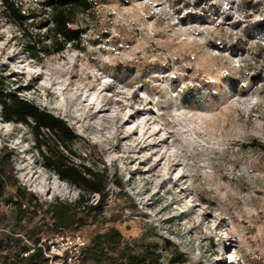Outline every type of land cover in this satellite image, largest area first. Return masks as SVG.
<instances>
[{"label": "rangeland", "instance_id": "rangeland-1", "mask_svg": "<svg viewBox=\"0 0 264 264\" xmlns=\"http://www.w3.org/2000/svg\"><path fill=\"white\" fill-rule=\"evenodd\" d=\"M184 1L190 6L93 0L80 47L68 43L40 59L0 13L6 94L65 120L82 138L78 154L96 145L111 178L100 216L120 213L114 225L137 251L152 242L164 264L175 251L182 264H264V54L256 56L258 39L243 32L241 0H197L204 21L189 17L196 1ZM253 1L264 10V0ZM1 110L0 146L12 149L20 185L43 206L18 223L0 201V263L16 252L6 234H26L82 195L45 166L30 128ZM69 233L89 241L87 228Z\"/></svg>", "mask_w": 264, "mask_h": 264}, {"label": "trees", "instance_id": "trees-1", "mask_svg": "<svg viewBox=\"0 0 264 264\" xmlns=\"http://www.w3.org/2000/svg\"><path fill=\"white\" fill-rule=\"evenodd\" d=\"M0 1L2 17L19 28L26 49L34 59L61 52L68 43L79 48L83 32L81 24L95 12L93 0ZM182 1L187 7L190 6L184 0H176L177 5ZM195 1L189 17L204 21L207 12L195 11L194 7L199 4V1ZM241 1V8L246 16L243 32L246 36L258 39L254 52L260 57L264 54V10L260 8L259 1ZM216 11L214 7V12ZM250 11L259 12V17L250 19ZM182 20L186 21L187 16H182ZM239 23L242 22L238 21V25ZM32 29H37V34ZM245 43L242 36L236 40L237 46L244 47ZM258 75L260 73H256L253 78L255 83L260 80ZM0 105L6 121L23 123L30 128L36 147L43 154L45 166L56 171L60 177L82 192L76 204L61 203L60 208H54L48 220L43 218L44 222L29 229L26 234L15 230L6 234L8 248L15 249L16 252L12 259L8 257L0 264H48L44 248L40 245L42 238L63 232H75L81 228H87L89 240L84 247L83 264H164L156 244L145 243L137 251L124 240L121 231L114 225L120 219V213H113L109 218L100 216L109 197L111 178L109 168L96 145L89 144V155L78 154L73 145L82 139L81 136L65 120L41 109L19 94L8 97L5 78L1 74ZM13 155L8 145L0 146V201L13 206L18 223L28 216L32 222L43 205L39 202L34 204V195L28 196L26 189L20 185ZM75 157H79L81 161L77 162ZM89 161L91 164L87 163ZM92 194L99 195L93 202L85 198V195ZM169 262L182 264L186 262V258L181 252L175 251Z\"/></svg>", "mask_w": 264, "mask_h": 264}, {"label": "built area", "instance_id": "built-area-1", "mask_svg": "<svg viewBox=\"0 0 264 264\" xmlns=\"http://www.w3.org/2000/svg\"><path fill=\"white\" fill-rule=\"evenodd\" d=\"M87 241L80 233L63 232L42 238L48 264H83L82 255Z\"/></svg>", "mask_w": 264, "mask_h": 264}]
</instances>
